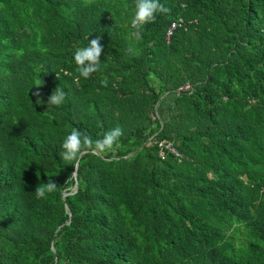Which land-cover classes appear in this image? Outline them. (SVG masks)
Instances as JSON below:
<instances>
[{"label":"trees","instance_id":"16d2710c","mask_svg":"<svg viewBox=\"0 0 264 264\" xmlns=\"http://www.w3.org/2000/svg\"><path fill=\"white\" fill-rule=\"evenodd\" d=\"M134 3L0 0V264H264V0H159L139 39Z\"/></svg>","mask_w":264,"mask_h":264},{"label":"clouds","instance_id":"9594fccd","mask_svg":"<svg viewBox=\"0 0 264 264\" xmlns=\"http://www.w3.org/2000/svg\"><path fill=\"white\" fill-rule=\"evenodd\" d=\"M168 11L169 9L160 4L159 0H135L131 19V26L133 29H136V32L134 33L135 37L139 39L140 29L145 24L155 21V14L157 12L167 13ZM100 40L101 38L97 36L96 38L89 40L87 47L78 48L74 53L76 70L79 73V76L84 79H88L91 74L100 70V57L103 52V45ZM107 83L106 79L101 81V84L104 87H107ZM40 85L41 84H38L37 88ZM35 95L40 97L39 91H37ZM65 98L66 93L64 90L57 87L47 100L48 108L51 106L62 105ZM36 103H43V101L37 99ZM122 135V129L116 127L104 133L103 138L94 140L90 135L84 134L80 130L74 128L70 134L64 138L61 144L62 151L59 153L60 158L66 162H73L78 161L80 156L89 151L96 155H102L111 151L119 137ZM73 169L74 170L71 172L65 184L76 179L77 171L75 167H73ZM57 188V184L52 179H49L46 183L39 184L35 188L34 193L38 199H43L46 197V194L57 191Z\"/></svg>","mask_w":264,"mask_h":264},{"label":"built area","instance_id":"2783aa9c","mask_svg":"<svg viewBox=\"0 0 264 264\" xmlns=\"http://www.w3.org/2000/svg\"><path fill=\"white\" fill-rule=\"evenodd\" d=\"M172 33V31L169 32V35ZM169 148L174 152V150L169 146ZM163 155V154H162Z\"/></svg>","mask_w":264,"mask_h":264},{"label":"water","instance_id":"95a60500","mask_svg":"<svg viewBox=\"0 0 264 264\" xmlns=\"http://www.w3.org/2000/svg\"><path fill=\"white\" fill-rule=\"evenodd\" d=\"M131 155H133V154H131ZM131 155H130V156H131ZM78 165H79V164H78ZM77 176H78V173H77ZM77 187H78V189H79V186H78V185H77Z\"/></svg>","mask_w":264,"mask_h":264}]
</instances>
